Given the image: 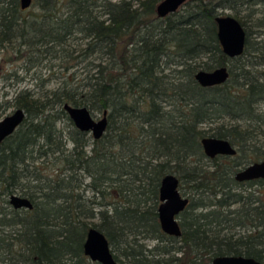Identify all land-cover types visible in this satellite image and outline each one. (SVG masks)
Listing matches in <instances>:
<instances>
[{
  "label": "trees",
  "instance_id": "16d2710c",
  "mask_svg": "<svg viewBox=\"0 0 264 264\" xmlns=\"http://www.w3.org/2000/svg\"><path fill=\"white\" fill-rule=\"evenodd\" d=\"M161 1L33 0L23 11L0 0V68L39 72L10 102L25 119L0 145V264H98L83 253L89 228L118 264L264 263V180L234 179L264 161V0H188L159 18ZM224 15L245 30L240 57L217 40L214 18ZM223 66L222 85L194 80ZM64 104L107 111L105 134L80 132ZM205 137L236 154L207 158ZM165 175L189 199L180 237L158 221ZM11 195L32 209H13Z\"/></svg>",
  "mask_w": 264,
  "mask_h": 264
},
{
  "label": "water",
  "instance_id": "95a60500",
  "mask_svg": "<svg viewBox=\"0 0 264 264\" xmlns=\"http://www.w3.org/2000/svg\"><path fill=\"white\" fill-rule=\"evenodd\" d=\"M33 0H20L21 10L31 7ZM188 0H162L156 6V14L164 18L175 13ZM216 36L225 56L230 59L240 57L245 48L246 33L240 22L230 15L216 16ZM229 69L226 66L211 71L199 70L194 80L201 87L219 86L227 82ZM63 109L75 128L83 133H90L94 140L100 139L106 132L108 120L107 111L96 119L86 107L63 105ZM25 113L16 109L0 120V145L10 137L23 123ZM201 147L205 156L213 159L217 156H234L235 148L223 139L205 137L201 139ZM234 179L237 182L264 180V161L251 163L236 172ZM179 181L174 175H165L159 187V205L157 208L158 221L162 232L168 236L180 237L179 215L189 204V199L181 195L178 190ZM9 204L15 210H31V202L23 197L11 195ZM83 253L91 261L98 264H118L111 252L105 236L96 228H89L83 244ZM210 264H264L252 258L243 256L223 255L212 259Z\"/></svg>",
  "mask_w": 264,
  "mask_h": 264
},
{
  "label": "rangeland",
  "instance_id": "374dc122",
  "mask_svg": "<svg viewBox=\"0 0 264 264\" xmlns=\"http://www.w3.org/2000/svg\"><path fill=\"white\" fill-rule=\"evenodd\" d=\"M225 14H229V11H225ZM22 62H18L15 64V68H18L19 65H21ZM45 67H49L53 63L44 62L43 63ZM26 66V65H25ZM6 68H0V106H1V112H3V109L5 108L3 116L0 118H4L5 116L9 115L14 111V108L11 107V103L14 96L22 89L25 88H34L36 85L39 84L38 79L36 78V73L34 70L30 73L26 74L25 70L18 68V71L16 72V75L9 76L11 73V70L8 69V66H5ZM27 67V66H26ZM42 73H44L43 77H46L47 71L45 68H42ZM59 79H51L50 82L47 85V88L53 89L55 88L58 83ZM9 103L7 106L6 104ZM93 116L98 119L101 115L99 113H94ZM264 192V191H263ZM90 194V193H89ZM262 196V195H261ZM96 221V220H95ZM147 245L151 247L154 242L153 241H146Z\"/></svg>",
  "mask_w": 264,
  "mask_h": 264
}]
</instances>
